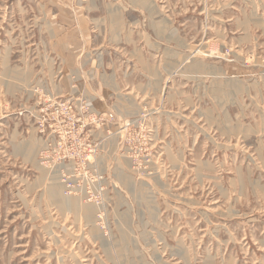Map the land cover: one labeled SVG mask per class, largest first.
<instances>
[{
  "label": "rangeland",
  "instance_id": "1",
  "mask_svg": "<svg viewBox=\"0 0 264 264\" xmlns=\"http://www.w3.org/2000/svg\"><path fill=\"white\" fill-rule=\"evenodd\" d=\"M42 4L0 0V264H264V0ZM56 98L144 116L103 198L39 165Z\"/></svg>",
  "mask_w": 264,
  "mask_h": 264
},
{
  "label": "built area",
  "instance_id": "2",
  "mask_svg": "<svg viewBox=\"0 0 264 264\" xmlns=\"http://www.w3.org/2000/svg\"><path fill=\"white\" fill-rule=\"evenodd\" d=\"M118 115L114 111H94L84 98H77L75 106L58 98L45 100L43 113L35 116V131L42 140L39 165L63 185L65 195L84 199L104 197L107 174L100 162L104 144L123 134L137 133L140 139L143 132L139 124L144 116L127 119ZM139 150H144L142 142ZM145 157L148 164L157 165L151 153Z\"/></svg>",
  "mask_w": 264,
  "mask_h": 264
},
{
  "label": "crops",
  "instance_id": "3",
  "mask_svg": "<svg viewBox=\"0 0 264 264\" xmlns=\"http://www.w3.org/2000/svg\"><path fill=\"white\" fill-rule=\"evenodd\" d=\"M35 2L36 1H41V4L42 3H44L45 2V0H34ZM46 1H48V0H46ZM89 1V0H88ZM42 5H44V4H42ZM65 5V4H64ZM163 21L165 22V23H170V25H171V18H168L167 16H165V18L163 19ZM76 31V30H75ZM58 34H59V37L60 38H63V37H65V34H66V32L64 31V30H60V28H59V26H58ZM140 36H142V37H144L145 36V34L143 33V35L142 34H140Z\"/></svg>",
  "mask_w": 264,
  "mask_h": 264
},
{
  "label": "bare ground",
  "instance_id": "4",
  "mask_svg": "<svg viewBox=\"0 0 264 264\" xmlns=\"http://www.w3.org/2000/svg\"><path fill=\"white\" fill-rule=\"evenodd\" d=\"M61 185V184H60ZM59 183H55L53 187H51L52 193L53 195H58L59 192V187L60 186ZM63 187V185H61Z\"/></svg>",
  "mask_w": 264,
  "mask_h": 264
}]
</instances>
